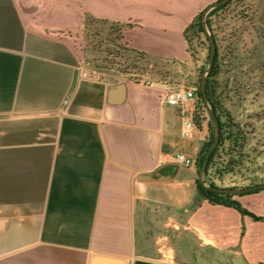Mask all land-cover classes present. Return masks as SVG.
Masks as SVG:
<instances>
[{"label": "crops", "instance_id": "1", "mask_svg": "<svg viewBox=\"0 0 264 264\" xmlns=\"http://www.w3.org/2000/svg\"><path fill=\"white\" fill-rule=\"evenodd\" d=\"M216 1L0 0V264H264V221L198 195L195 100H164L195 87L184 31ZM86 14L132 24L123 43L169 76L148 86L91 67ZM233 46L219 92L253 122L243 166L217 185L245 189L264 184V51L251 63ZM234 199L264 218V190Z\"/></svg>", "mask_w": 264, "mask_h": 264}, {"label": "trees", "instance_id": "2", "mask_svg": "<svg viewBox=\"0 0 264 264\" xmlns=\"http://www.w3.org/2000/svg\"><path fill=\"white\" fill-rule=\"evenodd\" d=\"M256 2L260 3L261 0H230L227 4L211 11L207 18L208 26L217 45L213 69L207 80V94L216 116L220 121L221 139L217 148L209 158L205 181L208 185L215 188L228 189L219 187L217 182L221 181L225 176L234 175L243 166V161L246 157L244 151L249 137V132L246 127L225 107L222 94L219 92L220 76L225 67L224 58L220 51V43L221 41H226L225 26H229L231 23L247 24V22H251V16L255 17L258 13V3L256 4ZM262 6L263 2H261ZM262 9L263 12L261 14L264 13V7ZM204 11H201L184 31L188 52L192 62L197 67V82L195 83L196 98L192 117L195 126L199 130L206 129L208 132L207 140L202 146L196 160L198 173L196 180L197 192L200 198L208 200L212 204L231 207L239 211L243 216H250L255 221H264L263 217L251 213L243 208L239 201L234 199L242 195L211 191L205 188L199 181L200 171L209 155V148L213 144L215 137V123L209 114L205 100L200 92L201 76L207 69L211 55V42L202 22ZM84 26L86 49L88 52H97L100 55L99 57L101 58H96V60L100 59L103 63L104 66L100 68L101 70L125 76L135 75V71L141 75L145 74L150 77L167 78L169 76L165 71L166 65L162 64L158 58L146 52L132 49L123 43L124 30L126 28H132V24L97 18L92 14H86ZM204 50L208 51L206 62L204 65L199 66ZM115 67L117 68L116 70H114ZM254 186L257 185L251 184L245 189ZM262 190L264 189L255 190L250 193L260 192Z\"/></svg>", "mask_w": 264, "mask_h": 264}, {"label": "rangeland", "instance_id": "3", "mask_svg": "<svg viewBox=\"0 0 264 264\" xmlns=\"http://www.w3.org/2000/svg\"><path fill=\"white\" fill-rule=\"evenodd\" d=\"M263 2V0H261ZM261 2L258 3V13L257 15L260 16V18H255L252 17L251 22H247V24L243 23H231L229 26H225V40L226 41H221V49H227L228 47L233 48V44H235V47H240L247 51V58L249 61L251 60V63L253 62V58H256L257 56V51L258 49H262L264 51V13L263 9L261 7ZM254 18V19H253ZM256 19V20H255ZM224 35V34H223ZM222 35V37H223ZM242 35V36H241ZM224 39V38H223ZM241 39V40H240ZM241 41V42H240ZM208 51L204 50L203 54L201 55V61L199 63V66H202L206 62ZM100 55L97 52H88L87 49L85 51V58H86V63H88L91 67L99 69L104 66L101 60H96V58H101L99 57ZM259 57V55H258ZM103 58V57H102ZM257 62V61H256ZM260 64L262 63L264 65V55L261 57L259 60ZM254 63V62H253ZM117 68L115 67L114 70ZM135 75H129L128 77L133 79L134 81L138 83H143L146 84L147 82H152V83H157L159 82V77H150L148 75H141L137 71L134 72ZM254 74V73H252ZM251 72L249 73L250 77H252ZM248 75V73H247ZM169 83L171 81L168 80ZM197 82V74H196V79L195 83ZM175 86H178L177 83H173ZM172 84V85H173ZM252 122L253 121H247L245 124H243L246 129L247 127H252Z\"/></svg>", "mask_w": 264, "mask_h": 264}, {"label": "water", "instance_id": "4", "mask_svg": "<svg viewBox=\"0 0 264 264\" xmlns=\"http://www.w3.org/2000/svg\"><path fill=\"white\" fill-rule=\"evenodd\" d=\"M229 1L230 0H218V1H216L215 3L211 4L210 6H208L205 9V11H204V13L202 15V22H203L204 28H205V31H206L209 39H210V42H211V55H210V60H209V64L207 66V69L203 72V74L201 76L200 92H201V94H202V96H203V98L205 100V103L207 105L209 114L212 117V119L214 120V123H215V137H214L213 144L209 148V155H208V157H207V159L205 161V164L203 165L202 170L200 171L199 181L201 182V184L205 188H207V189H209L211 191H217V192H220V193L233 194V195H244L246 193H250V192L255 191V190L264 189V184L257 185V186H254V187H250V188H247V189H220V188H215V187H212V186L208 185L206 183V181H205V174H206V171H207L209 158L212 155V152L217 148V146H218V144L220 142V139H221V125H220V121H219V119L216 116V113H215V111H214V109H213V107H212V105L210 103V99H209V96L207 94V80H208V78L210 76V73H211V71L213 69L215 56H216V53H217V45H216V42H215L214 37L212 35V32H211V30H210V28L208 26L207 18H208V15H209V13L211 11H213L214 9H216L219 6L227 4ZM104 78L106 80H109V81H116V80L118 81V80L122 79L121 77L112 76V75H105ZM98 261H102V258L101 257H95L92 264H98ZM113 261L114 260L106 259L104 264H112V263H114Z\"/></svg>", "mask_w": 264, "mask_h": 264}, {"label": "built area", "instance_id": "5", "mask_svg": "<svg viewBox=\"0 0 264 264\" xmlns=\"http://www.w3.org/2000/svg\"><path fill=\"white\" fill-rule=\"evenodd\" d=\"M83 76L97 78L98 73L97 71H88V72H84ZM146 85L151 86L152 83L147 82ZM195 98H196V87L171 89L164 96V100L169 105L182 106V107L187 106L191 101H194ZM194 127H195L194 121L190 120L188 123L189 131L186 133V135H190V131L193 130ZM175 161L177 164L187 167L193 164V160L186 157L184 154L177 155L175 157Z\"/></svg>", "mask_w": 264, "mask_h": 264}]
</instances>
